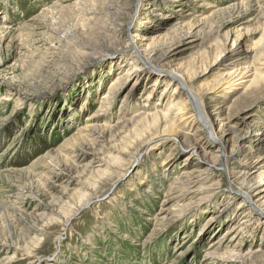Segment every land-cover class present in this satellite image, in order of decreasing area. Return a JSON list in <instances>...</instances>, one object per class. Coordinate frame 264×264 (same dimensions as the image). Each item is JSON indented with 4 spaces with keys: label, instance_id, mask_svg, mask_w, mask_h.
Masks as SVG:
<instances>
[{
    "label": "rangeland",
    "instance_id": "374dc122",
    "mask_svg": "<svg viewBox=\"0 0 264 264\" xmlns=\"http://www.w3.org/2000/svg\"><path fill=\"white\" fill-rule=\"evenodd\" d=\"M189 10L209 22H188ZM128 20L136 42L154 39L148 57L166 53L170 69L191 64L192 87L227 117L217 130L226 166L182 142L195 115L137 140L136 151L120 137L108 142L101 162L80 173L95 153L86 134L106 136L117 110L140 107L150 92L148 110L172 100L175 84L133 66L141 59L132 47L100 42L105 25L125 34ZM263 29L264 0H0V264H264V54L249 65ZM243 51L248 65L228 78ZM120 71L122 85L99 111ZM191 169L204 180L175 198L176 178ZM227 247L260 251L221 263L207 255Z\"/></svg>",
    "mask_w": 264,
    "mask_h": 264
},
{
    "label": "bare ground",
    "instance_id": "6f19581e",
    "mask_svg": "<svg viewBox=\"0 0 264 264\" xmlns=\"http://www.w3.org/2000/svg\"><path fill=\"white\" fill-rule=\"evenodd\" d=\"M64 1L65 0H57V3L61 4V2H64ZM137 1L139 2L140 0H137ZM207 8H210V6H208ZM202 15L203 14H201L200 17L197 18L196 14L194 12L192 13L189 10L187 13H185L183 18L186 19L188 22L191 21L190 19L195 20L194 18H197V20L195 21L198 23L200 22L201 24L205 22H209V18L205 19V17L204 16L202 17ZM181 22L183 21L180 20L178 24H181ZM127 25H128V29L125 32V34L123 33L121 34L119 30L115 29V27L109 28L108 26L105 25V28H103L104 30H102V34H99L100 42L106 41L105 43H109V44H121L127 47H132L134 52L137 54V57L141 59V63L134 62L133 66H136L137 69L140 66V64L141 66L143 65L147 66L148 69H150L151 71L159 72L158 74L147 72L149 76H152V74H154L155 76H157L156 79L165 78L167 81V85H169L170 82H173V84H175V88L174 89L172 88L173 90H171V93H170L172 100L169 102V105L166 107L165 110H161L159 108H157L155 111L148 110L149 108L148 106L150 105H148L147 102L151 94L150 92L147 95H145V98H144L145 101L143 100L144 103L140 107H137V108L134 107V108L128 109L127 111L124 110L125 109L124 107H121V109H118L117 111L119 113V117L117 118V120L112 124H106V128H108L106 132V136L100 135L98 136L100 139H96L94 137L89 138V134H86L85 136L88 138V141L86 140V142L91 145L95 153H93L92 160H89L87 161L86 164H83V166L82 165L80 166V173L86 174L88 170L92 169L93 163L98 164L99 162H101L100 158L98 159L96 157V154H97L96 152H102L103 150L110 149L111 148V145H109L111 143L110 141H115L116 138L120 137L121 139L119 141L123 144L125 143V146L127 147L125 151H127V149H129L130 147H133L134 150L136 151L137 145H139V143L136 142L137 140L141 139L143 141L144 139H147L151 135L152 132H155L158 130L165 131L167 128L175 125V123L181 118V116H183V119H186L185 117L193 118V116L195 115H197L196 117L199 118L198 120L199 125H197L196 129L191 133L186 132V131L178 132L179 136L182 138V142L183 141L193 142L192 145L194 147L198 146V148L201 149L204 155L209 154L210 157H213V158H217L220 156L224 157L223 162H224V165L226 166V162H227V160L225 159L226 141L224 140V138H220L218 136L217 130H219L218 129L219 126H222L224 123V122L222 123V119H227V117H224L221 111H217L216 113L212 112L211 109L208 108L207 104L203 100L202 91L199 92L192 87L191 79H192V76L196 74L195 72L194 74H191L193 70L192 65L187 64L186 66L187 69H185V71L181 67L170 69V68H167L168 55L166 53L157 54L154 57L153 56L148 57L146 53L147 52L151 53L152 50H154V48L151 49V46L154 43V39L152 38L150 42H147V44H143L142 42H141L142 44H139L138 41L136 42L135 40L136 38L132 34V30H131L133 26L132 20H128ZM173 27L175 28V25ZM263 34H264V29H263ZM140 40H144V39H140ZM140 49L143 50L145 53L142 52ZM222 52H223L222 50H219V52L216 54V57L212 61L213 64L219 65V63L222 61L219 58V56L222 55ZM251 53L253 55L251 56L252 57L251 64L249 65H252V64L254 65L255 61H257L259 57H261L264 54V46H262L261 48L259 47V50H254V52H251ZM248 54H249L248 51H243L235 55L234 59L231 61V64H230L232 65V67L230 68L231 71L229 70V72H227L228 78H230L233 74H235L239 69L242 68V70H244L246 68V65H248L246 64L247 62L246 63L241 62V60L243 56H246ZM138 58L136 61H138ZM132 63H133V59L131 61V64ZM243 63L246 64L244 67H242V65H244ZM162 73L163 75H161ZM189 74L191 75V77ZM125 75H127L126 71H123V72L120 71L116 75V78L112 80L111 85L108 87L107 93L101 99L102 102L101 101H100L101 103L99 102V106H98L99 111L108 110L109 106L108 107L106 106L110 104L111 98L109 97L112 93L115 92L116 89L120 87V85H122L123 77ZM155 81L156 80H154L153 84L151 85L155 86L156 85ZM257 83L259 85L264 86V75L257 77ZM244 91L245 90H243V92ZM248 93H249L248 91L245 93V95H243L242 93L241 96L236 99V101H232L234 102L233 105L237 101H241L242 98L246 97ZM190 106H191V109H190ZM220 108H222V106ZM230 108H231V104L228 106V109ZM215 109H219V108H214V110ZM249 116L244 117V118H249ZM215 120H217V123H214ZM92 126L93 124L87 125V127H92ZM201 127H204L207 130V133L210 135L211 140H215L214 146L211 143H208L203 140L204 137H201V134L199 133L202 131ZM230 130L235 131L236 129L234 130L230 129ZM129 141H131L132 143L128 144ZM95 144H97L98 147H96ZM131 153L132 151H130L128 155H130ZM128 155H124V156H128ZM77 157L84 158L81 153L77 154ZM193 171L194 169L183 170L182 174L176 178V181L180 184L179 185L180 188H177L173 192L175 194V198L185 196L186 194L184 192L189 187V185H191L192 182L204 180V179H201L200 173H195ZM238 172L240 173L239 175L245 174V171L240 172L239 170ZM199 185L201 186V184ZM255 190H257V186H255L253 192H255ZM251 195L252 194L250 192L239 191V196L242 197V201H244V199L252 201L253 198ZM86 204L82 203L79 206H77V208H75L76 211L78 212L79 210H81ZM254 206H256V204H254ZM257 209L264 216V213H263L264 211H262V203H260V205H257ZM54 220H51V221H54ZM64 221L65 223L67 222V220H64ZM244 222L245 221L243 220V223ZM235 248L236 247H232V248L227 247V248H224L221 251V253L208 252L207 255L216 258L218 263H221L220 260L218 259H224V257H226V258H229L230 260H238L240 257L242 258L245 256H250L254 254L255 252L258 253L260 251L259 249H256L253 251L246 252L245 255H241L237 251L238 249L236 250Z\"/></svg>",
    "mask_w": 264,
    "mask_h": 264
}]
</instances>
